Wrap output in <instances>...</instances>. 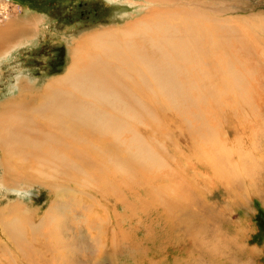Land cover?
Returning a JSON list of instances; mask_svg holds the SVG:
<instances>
[{"label": "rangeland", "instance_id": "374dc122", "mask_svg": "<svg viewBox=\"0 0 264 264\" xmlns=\"http://www.w3.org/2000/svg\"><path fill=\"white\" fill-rule=\"evenodd\" d=\"M185 16L206 18L212 25L222 22L214 32L218 47L209 48L214 47L210 37L202 44L206 57L214 61L201 63L202 73L196 79L193 72L184 75L186 86L193 90V80L201 78L204 102L212 100L213 90L221 98L231 95L230 85L245 88L241 97H248L243 101L234 90L232 96L239 100L234 111L216 109L217 134L229 143V157L219 158L209 143L193 145L195 149L188 142L179 144L175 134L179 121L172 112L157 108L146 88L141 95L144 108L155 112L157 123L145 111L136 118L137 101L116 106L113 112L130 113L128 135L139 134L149 144L142 155L131 152L133 161L142 162L138 166L153 163L148 171L134 166L129 176L122 177L116 173L126 170L112 155L105 158L113 161V168L119 167L117 171L90 163L81 166L77 180H72L71 173L51 172L49 165L43 170L32 158L17 161L19 149H15L10 158L20 164L11 180L0 152V264H264V169L258 165L256 174L247 172L254 162L242 157L246 151L252 157L255 153L258 164L264 146L253 131H264V0H0V107L22 92L42 93L50 82L66 75L73 49L89 41L98 42L96 49L117 44L116 53L124 56L119 57L133 61L132 48L148 34L156 35L157 24L169 17L178 34L184 31ZM18 28V34L7 37L8 30ZM132 96L138 98L135 92ZM205 105L202 112L210 116L216 105ZM244 117L248 120L242 126ZM90 146L88 152L100 148ZM200 160L211 162L216 170L202 169ZM198 170L201 175H195ZM109 186L116 196H124V203L106 200ZM164 197L177 207H164ZM186 209L197 217L186 216ZM215 245L220 247L215 250Z\"/></svg>", "mask_w": 264, "mask_h": 264}, {"label": "bare ground", "instance_id": "6f19581e", "mask_svg": "<svg viewBox=\"0 0 264 264\" xmlns=\"http://www.w3.org/2000/svg\"><path fill=\"white\" fill-rule=\"evenodd\" d=\"M157 25L159 26L155 28L156 35L154 34L151 36L148 34L147 38H149L147 40H143V38L141 43H138L135 50L132 48V54L135 55V59L133 61L129 58H126L125 60L120 58L123 55L116 53L115 45L117 46V44L112 47H109L111 45L108 46V44H106L102 48L100 47L101 49H96L94 48V44L98 42L89 41L88 45L86 44L84 47L79 46V48L77 47L78 49H73V58H71L72 65L68 68L66 75L56 78L54 81L50 82L42 93L35 95L32 94V92H28L27 95H24L22 92L19 94L20 97H16V99L12 98L11 100L9 99L7 102L2 104L0 107V152L2 159L4 153V162L10 169L7 170L8 179H13L12 176L15 174V171L18 170L17 164H20V162H16L15 159L13 160L10 158L15 149H19L17 161L20 160L25 162V159L32 158L31 162L36 160L35 164L43 165V170H47L49 165L51 172L60 173L62 171L61 174H68V172L71 173L70 175L72 180H77V176L80 175L81 169L84 168H81V166H85L90 163L94 164L96 167L98 166V168H103V166L107 165L108 168L110 166L112 170L114 169L117 171L119 167L117 169L113 168L115 165L113 164V161H111L110 158H105L106 156L111 157L112 155L117 157V162H120L126 170L125 173H116L122 177L129 176L131 168L134 166L144 168V171H148L153 163L150 161L148 162L146 159V162L148 163L138 166L142 162L138 163L133 161L131 152L136 153L141 151L139 153L142 155L144 154L143 151H146V148H150L149 144H147V142H145L139 134L134 135L133 138L128 135L130 129L127 122H130L128 119L131 117L129 115L130 113L128 114L127 112H124L117 114L116 112H113V110L119 105H127V103L129 104L133 101L135 103V101H137L139 108L138 116H136V118L141 119L145 111L147 116L153 117L150 121H155L157 123L156 114H153L155 112H153L149 107L147 109L144 108V101H142L141 97V95H144V90L142 88H146L145 91L152 94L151 99L154 98L152 100L157 108L163 112H172L176 120L179 121L180 127L175 132V134H177V142L179 144L181 141L183 143L188 142L192 144L193 148V145L195 147H202V144L209 143V148L214 146L216 150L219 151V158L220 156L223 158L222 155H225L226 158L229 157V154L231 153L230 150H227L229 143H223L221 136L217 134L220 129L218 125L220 120L219 117H217L218 114L216 109H222V106L227 109L229 108V112L231 109H235L236 106H238L236 100H239L235 97L236 95L233 94L234 96H232V93L238 90L237 92H239L240 95L239 98L242 99L243 97H241V91L245 88L241 89L240 87L230 85L228 86V89H232L233 92L230 91L231 95L228 94L226 97L222 98L221 95L216 94L213 90L214 96L212 95V100L209 99L208 102L206 100V102H204L206 93L203 90L201 78L197 81L193 80L195 81L193 84L195 88L191 91L190 88L186 86L187 80L184 78V75H188L190 71L193 72L192 78L196 79L199 74L202 73L201 68H199L200 64L209 62L211 59L214 61V58L206 57L208 53H205L206 50L202 44L206 38L209 39L210 37L212 41L211 43L214 47L209 48L218 47L219 44L215 41L216 37H214V32L217 29L222 28V22H220V24L216 23V25H212L206 18L200 21L191 16H185L183 21L184 31L179 32L178 34L174 33V30L172 29L174 25L171 24L169 17L164 20L162 24L159 23ZM261 25L263 26V23H261ZM21 27L23 29H27L25 25H21ZM158 28L159 30H157ZM20 31V28L16 30H8L7 37L14 36L15 33L18 34ZM116 42L117 41H115V43ZM143 47H147L149 52L145 51V53L144 51H141ZM202 53H204V55ZM126 54H129V52ZM117 58H119L120 61L117 62ZM82 59L84 60V63L82 62L83 64H80ZM137 59L142 60L145 64L135 62ZM185 71L187 72L186 74ZM204 73L206 74V71H204ZM129 75L132 77L129 78ZM247 90L248 89L245 90L246 94L248 92ZM134 92L137 93L138 98L136 96H132V93ZM258 93L260 94L259 90ZM263 94L264 93H262V95ZM170 95H173L175 99L169 97ZM207 96L209 97V95ZM251 97L252 96H250V98ZM190 98L194 99V101L191 102ZM247 98H243L242 100L246 101ZM208 103L220 106L218 108L216 106L213 107L214 112L212 111L210 116L205 115V113L202 112L204 105ZM181 106L184 109L180 108ZM207 107H209V105ZM233 115H231V117ZM246 119L247 117L242 119V122L240 123L242 126L246 124L245 122L248 120ZM117 121L122 123L118 124ZM230 122L229 125H231ZM258 123L260 124V122ZM233 124H235V120L232 121V125ZM261 124H264V121H262ZM253 131L256 132V130ZM255 132L254 134L256 136L258 135L260 139L263 138V140H261L262 143V141H264V131L262 130L260 133H258V131L256 133ZM252 137L253 139L256 138L254 135ZM254 140L260 143L259 140ZM86 141L88 144H86ZM220 142H222L223 145H221ZM135 143H140V145L139 147L137 145L138 148L134 147L133 149V145ZM90 144L98 145L100 148L97 149V152L95 153V150L90 152V149L88 152L87 149L89 147L91 148ZM246 152L248 153L244 154L245 156L242 157L246 158V161L251 160L254 162L252 169L250 167H246L247 172L250 171V173L256 174L259 169L258 165L264 169V146H262L259 154L260 157H258V164H256L255 153L253 154L254 157H252L251 152ZM97 158L102 160L99 161ZM205 160H202L203 162L200 160L203 164V166L201 165L202 169H208V167L211 166L213 170H216L214 164L212 165L211 162ZM55 164L57 165L51 168V165ZM108 171L110 170L108 169ZM200 173L198 170L195 172V175H201ZM128 183L130 184L129 181ZM123 189L124 187L122 190ZM166 189L167 188H165V190ZM109 190L110 194H107V192L104 193V197L107 201H110V199H118L117 202L124 203V196H116L115 192L112 191V186H109ZM162 204L167 209L177 207L173 203L169 202L165 197L162 199ZM170 206L171 208H169ZM185 214L186 216L191 217L194 216L196 212L191 209L190 214L189 210H187ZM169 219L170 221H173L179 219V216L177 218ZM219 247L216 246L212 248L217 250Z\"/></svg>", "mask_w": 264, "mask_h": 264}]
</instances>
